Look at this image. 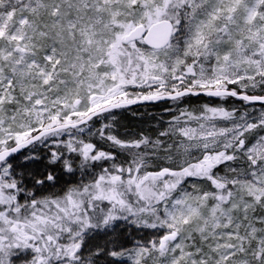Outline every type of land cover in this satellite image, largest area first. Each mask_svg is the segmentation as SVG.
Listing matches in <instances>:
<instances>
[{
	"label": "snow or ice",
	"instance_id": "snow-or-ice-1",
	"mask_svg": "<svg viewBox=\"0 0 264 264\" xmlns=\"http://www.w3.org/2000/svg\"><path fill=\"white\" fill-rule=\"evenodd\" d=\"M0 264H264V0H0Z\"/></svg>",
	"mask_w": 264,
	"mask_h": 264
},
{
	"label": "trees",
	"instance_id": "trees-1",
	"mask_svg": "<svg viewBox=\"0 0 264 264\" xmlns=\"http://www.w3.org/2000/svg\"><path fill=\"white\" fill-rule=\"evenodd\" d=\"M193 102H195V101H193Z\"/></svg>",
	"mask_w": 264,
	"mask_h": 264
}]
</instances>
